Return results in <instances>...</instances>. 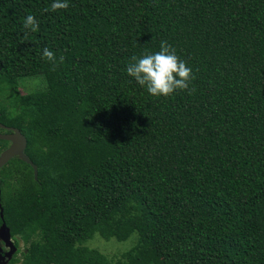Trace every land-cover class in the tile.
<instances>
[{
    "label": "trees",
    "instance_id": "1",
    "mask_svg": "<svg viewBox=\"0 0 264 264\" xmlns=\"http://www.w3.org/2000/svg\"><path fill=\"white\" fill-rule=\"evenodd\" d=\"M51 3L0 0V123L37 168H0L6 264H264V0ZM161 41L195 77L167 98L126 72Z\"/></svg>",
    "mask_w": 264,
    "mask_h": 264
},
{
    "label": "clouds",
    "instance_id": "2",
    "mask_svg": "<svg viewBox=\"0 0 264 264\" xmlns=\"http://www.w3.org/2000/svg\"><path fill=\"white\" fill-rule=\"evenodd\" d=\"M68 7V0H52L50 7H46L44 11L58 12L66 10ZM23 28L27 30L24 33V39H27L29 32L36 33L39 31V23L34 15L29 14L24 18ZM42 55L43 59L52 65V70H55L57 65L55 54L45 47ZM63 61L64 57L61 56L59 63H63ZM131 61L126 68L128 76L133 77L139 85L146 88L151 96L156 98H167L177 90H189V85L195 78L192 69L180 59L176 50L167 41L160 42L158 51L154 53L145 52L140 57L134 55ZM194 91V88L191 89L189 94ZM2 245L0 243V247Z\"/></svg>",
    "mask_w": 264,
    "mask_h": 264
},
{
    "label": "water",
    "instance_id": "3",
    "mask_svg": "<svg viewBox=\"0 0 264 264\" xmlns=\"http://www.w3.org/2000/svg\"><path fill=\"white\" fill-rule=\"evenodd\" d=\"M0 130L7 131V133L0 132V141H5L10 144L7 149L3 150L0 153V168L6 165L10 159L17 157L21 161L27 163L32 167L34 172V178H36L37 168L25 155V149H26L25 137L21 134V132L17 128L6 127L1 123H0ZM0 195H1V190H0ZM0 217L2 219L1 203H0ZM0 243H2L5 248H7V251L3 252L2 248L0 247V264H6L7 261L11 259L16 249L11 240L9 228L6 227L4 222H2V224L0 225Z\"/></svg>",
    "mask_w": 264,
    "mask_h": 264
},
{
    "label": "rangeland",
    "instance_id": "4",
    "mask_svg": "<svg viewBox=\"0 0 264 264\" xmlns=\"http://www.w3.org/2000/svg\"><path fill=\"white\" fill-rule=\"evenodd\" d=\"M28 80V79H27ZM26 81V80H25ZM28 86L24 87L22 86L23 90H19L20 94L22 95L24 92L25 93H30L31 91H35L41 88V80H38L36 78L32 79L31 81L28 80ZM24 80L22 81V83ZM26 85V84H25ZM12 94H0V100L1 102L5 105L6 100L10 98ZM15 97V96H14ZM18 97V96H17ZM4 144L0 143V151H2V146ZM134 244V241L132 239H129L125 242H117L114 239H110L109 241L102 240L98 235H95L93 240H89L85 245L89 248H94L106 255L107 257H115L117 255L122 254L123 252L129 250L132 245ZM20 246L22 247L23 244L20 243ZM1 248L3 249L4 252L7 251L5 247L2 245ZM15 254V253H14ZM14 254L12 256H14ZM17 257H20V254H18Z\"/></svg>",
    "mask_w": 264,
    "mask_h": 264
},
{
    "label": "flooded vegetation",
    "instance_id": "5",
    "mask_svg": "<svg viewBox=\"0 0 264 264\" xmlns=\"http://www.w3.org/2000/svg\"><path fill=\"white\" fill-rule=\"evenodd\" d=\"M1 132H2V133H7V131H4V130H1ZM7 143H8V142H7ZM9 145H10L9 143L6 144V145L2 148V151L5 150V149H7V148L9 147ZM2 151H0V153H1Z\"/></svg>",
    "mask_w": 264,
    "mask_h": 264
}]
</instances>
